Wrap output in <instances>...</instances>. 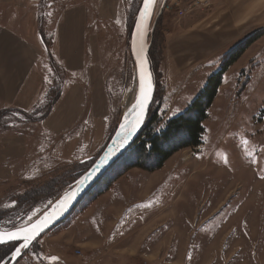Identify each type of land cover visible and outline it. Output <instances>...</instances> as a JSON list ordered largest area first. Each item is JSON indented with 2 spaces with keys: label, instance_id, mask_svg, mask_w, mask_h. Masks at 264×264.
I'll return each instance as SVG.
<instances>
[{
  "label": "rangeland",
  "instance_id": "obj_1",
  "mask_svg": "<svg viewBox=\"0 0 264 264\" xmlns=\"http://www.w3.org/2000/svg\"><path fill=\"white\" fill-rule=\"evenodd\" d=\"M74 1L39 0L32 6H38L41 24L44 20L52 24L60 8ZM195 1L167 0L149 38L155 72L154 99L149 110L156 109L162 117L160 123L189 105L208 76L220 67L225 51L249 34L263 30L224 73L204 121L202 144L177 151L153 171L150 193L137 180L126 182L130 186L129 212L140 213L137 218L122 223L116 215L111 222L109 215L96 206L87 218L84 215L106 192L114 189V197L120 196L121 185L114 183L125 172L90 201V190L96 191L103 183L93 186L64 220L38 237L14 264H264V26L243 30L222 43L223 33L215 28L218 20L210 23L213 0L208 4ZM93 2L89 0L92 8ZM139 2L119 0V12L114 14L112 24L99 17L96 22L98 44L108 73L115 79L113 87L119 102V117L113 126L120 119L126 94L133 88L129 31ZM18 3L23 5L21 0H3L2 6L13 11ZM45 39L50 42L47 36ZM171 53L179 58L178 65L187 61L185 74L175 79L177 82L171 79L172 72H176L169 60ZM49 73L53 97L61 78L55 79L52 69ZM46 110V106L33 113L8 109L0 114V132L37 120ZM83 150L82 143L76 155L59 160L53 169L0 182V228L22 225L47 207L99 152L83 163L88 157L82 156ZM146 218L147 222L157 221L152 232L142 227ZM102 226L105 232L112 230L102 235L103 239L114 234L115 243L88 241ZM81 228L84 233L79 232ZM5 252L6 247L0 248V262L8 255Z\"/></svg>",
  "mask_w": 264,
  "mask_h": 264
},
{
  "label": "crops",
  "instance_id": "obj_2",
  "mask_svg": "<svg viewBox=\"0 0 264 264\" xmlns=\"http://www.w3.org/2000/svg\"><path fill=\"white\" fill-rule=\"evenodd\" d=\"M2 1L0 110L27 112L44 103L50 87L51 66L41 34L49 39V51L56 70L62 76L61 94L42 118L0 132V182L53 169L59 160L63 162L76 155L82 143V156L90 157L98 149L100 151L119 117L117 91L113 87L115 79L111 76V80L102 56L96 24L98 17L100 21L112 24L114 14L119 12V0H94L93 8L89 0H75L60 8L52 24L46 20L41 24L37 6L39 0H21L23 5L18 3L13 11L2 6ZM26 3H29L28 6ZM32 3L37 5L32 6ZM212 10L214 15L210 23L218 20L215 28L223 33L222 43L234 39L243 30L264 26V0H213ZM91 13L94 14L93 19ZM169 60L176 70L171 73V79L178 80L185 74L183 67L187 61L178 65L179 58L175 54ZM153 173L142 169L128 170L114 183V186L121 185L120 196L114 197L113 187L112 191L98 197L84 215L87 218V213L96 206L102 209L104 215H109L111 222L116 215L120 216L122 223L137 218L136 215L140 216V213L129 212L131 203L127 194L130 186L126 182L137 180L139 185L146 187L148 194L154 182L150 179ZM156 222L154 219L147 222L146 218L142 227L152 232ZM104 226L97 228L95 238L88 241L115 243L112 233L103 239L112 231L105 232ZM83 230L81 228L79 232L84 233ZM116 248L120 249V246Z\"/></svg>",
  "mask_w": 264,
  "mask_h": 264
},
{
  "label": "trees",
  "instance_id": "obj_3",
  "mask_svg": "<svg viewBox=\"0 0 264 264\" xmlns=\"http://www.w3.org/2000/svg\"><path fill=\"white\" fill-rule=\"evenodd\" d=\"M139 5L140 2L138 3L137 8L135 9V12L133 14V18L130 23V29L132 27L133 19L138 10ZM262 34L263 30L255 31L246 36L245 38L241 39L239 42H237L235 45L225 51L223 55L225 56V58L222 60L220 67L208 76L203 87L183 111L166 117L163 122L160 123L162 121V117L158 115L156 109L153 111L150 109L148 112L147 119L137 139L130 146V148L111 166V168L95 183L96 186L100 183H103V187L96 189V191H92V189L90 190V201L94 200L98 195L107 190L117 178H119L129 169L139 168L148 172H153L161 168L165 161L177 151L185 148H196L200 146L202 144L203 135L205 132L204 121L208 117L209 108L211 107L217 95L218 89L222 84L224 73L236 60H238V58L243 54L247 47L251 45L255 40H257ZM41 39L44 43V46L47 47L50 66L54 74H56L55 77H61V73L56 70L55 62L49 51L48 41L45 39V36L43 34H41ZM150 49L149 61L152 72L154 74L155 72L152 64ZM53 88L54 86L50 85L42 106L30 110L33 113L38 108L46 106V112L41 114L39 119L42 118L44 114H46L52 108V106L55 104L61 94V86H58L55 95L52 97L50 94ZM7 110L8 109L0 110V114H3V112H6ZM262 114L264 115V109L262 110ZM117 123L118 120L110 130L107 139L98 154L92 158L91 162L86 168L78 170L76 178L92 164L94 159L105 147L106 143L114 132ZM83 163L80 164L82 165ZM113 169L114 174L109 175L108 177V172L113 171ZM16 244L17 243L0 245V248L6 247L7 252H5V254H9V252L13 250Z\"/></svg>",
  "mask_w": 264,
  "mask_h": 264
},
{
  "label": "water",
  "instance_id": "obj_4",
  "mask_svg": "<svg viewBox=\"0 0 264 264\" xmlns=\"http://www.w3.org/2000/svg\"><path fill=\"white\" fill-rule=\"evenodd\" d=\"M158 1L159 0H155V3L152 4L150 16L142 18L140 12L143 8L144 0H141L138 10L135 14L129 35V51L134 63L133 88L131 89L130 99L128 101L126 100L120 119L105 147L94 159L92 164L85 171H83L65 190L55 197L51 203L37 216H35L32 220L14 228H0V233L14 232L16 229L26 224L30 227L31 224L43 221L46 217L54 215L55 219H53L52 222L48 224V226L45 227L34 240H32L30 243L31 245L44 232L61 222L72 211L79 200L95 185V183L111 168V166L130 148V146L137 139L147 119L149 108L151 106L155 92L154 74L149 61V38L153 31L154 22L162 13L167 0H161L160 4H158ZM138 22L141 24V29L137 28ZM141 30H143L142 39L140 36ZM141 76L144 78V87L147 88L149 83L151 86L150 99L148 100L146 108L143 110L142 119L139 108L135 111H129L132 108V105L136 103L137 97L141 96ZM122 124L126 127L122 128ZM128 131L131 132V135L128 136L127 141L124 142L123 137ZM118 133L120 134L119 136L117 135ZM88 160H90V157L84 158L81 162H86ZM90 173L91 175H89ZM85 177H88V179H85ZM61 201H65V203L61 204ZM10 243L17 244L13 250L0 262V264H14L21 254L27 249H23L20 255L13 259V252H15L16 248L20 247L23 241H8L7 243H0V245H6Z\"/></svg>",
  "mask_w": 264,
  "mask_h": 264
},
{
  "label": "snow or ice",
  "instance_id": "obj_5",
  "mask_svg": "<svg viewBox=\"0 0 264 264\" xmlns=\"http://www.w3.org/2000/svg\"><path fill=\"white\" fill-rule=\"evenodd\" d=\"M155 3V0H144L143 8L141 9L140 15L142 18L146 16H150L151 14V6ZM137 28L141 29V24L137 23ZM141 39L143 37V30L140 32ZM151 94V86L149 83V86L147 88L144 87V78L141 76V96L137 97V101L135 104L132 105V108L129 111H135L136 109H140L141 111V119H142V113L144 108H146L148 100L150 99ZM138 126V125H137ZM122 128H125V125H121ZM120 135L119 133L117 134ZM131 135V132L128 131L125 133L123 139L124 142L127 141L128 136ZM91 175V173L89 174ZM85 179H88V177H85ZM82 183V181H81ZM74 195V193H73ZM65 201H61V204H64ZM31 219V218H29ZM55 219L54 215H50L49 217H46L43 221H39L35 224H31L29 227L27 224L23 225L22 227L16 229L14 232H8V233H0V243H7L8 241H14V240H22L23 243L20 245V247L16 248L15 252L12 254V258L15 259L18 257L21 253V251L25 248H28L32 240L36 238V236L52 222V220ZM52 260H55V257L51 258Z\"/></svg>",
  "mask_w": 264,
  "mask_h": 264
},
{
  "label": "built area",
  "instance_id": "obj_6",
  "mask_svg": "<svg viewBox=\"0 0 264 264\" xmlns=\"http://www.w3.org/2000/svg\"><path fill=\"white\" fill-rule=\"evenodd\" d=\"M209 0H196L195 4H208Z\"/></svg>",
  "mask_w": 264,
  "mask_h": 264
},
{
  "label": "bare ground",
  "instance_id": "obj_7",
  "mask_svg": "<svg viewBox=\"0 0 264 264\" xmlns=\"http://www.w3.org/2000/svg\"><path fill=\"white\" fill-rule=\"evenodd\" d=\"M130 93H131V91H129V92L126 94V100H127V101L130 99Z\"/></svg>",
  "mask_w": 264,
  "mask_h": 264
}]
</instances>
